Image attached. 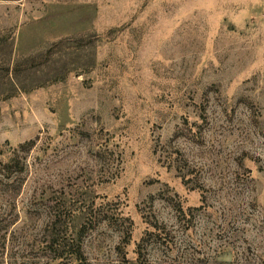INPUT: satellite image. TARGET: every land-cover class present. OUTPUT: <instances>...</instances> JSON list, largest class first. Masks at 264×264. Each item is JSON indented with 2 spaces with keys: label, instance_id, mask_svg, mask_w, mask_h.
Here are the masks:
<instances>
[{
  "label": "rangeland",
  "instance_id": "rangeland-1",
  "mask_svg": "<svg viewBox=\"0 0 264 264\" xmlns=\"http://www.w3.org/2000/svg\"><path fill=\"white\" fill-rule=\"evenodd\" d=\"M6 163L0 264H264V0H0Z\"/></svg>",
  "mask_w": 264,
  "mask_h": 264
},
{
  "label": "trees",
  "instance_id": "trees-1",
  "mask_svg": "<svg viewBox=\"0 0 264 264\" xmlns=\"http://www.w3.org/2000/svg\"><path fill=\"white\" fill-rule=\"evenodd\" d=\"M18 85V83H16ZM16 166V165H15ZM4 171H10L11 166H8V163L3 164L1 167ZM13 172H21V167L19 169H12ZM166 236H164L165 238ZM64 238V237H63ZM60 239L59 237L55 239H50L46 242L45 249L47 248L50 252L53 253L52 258L54 261H59L62 262L64 259L66 261L70 262H79L83 261L82 259L84 258L82 249H81V244L80 241L76 238H72L71 241H67L66 239ZM142 250L140 247H138L137 252V257L134 262L126 261L125 264H149L148 261L143 262L142 259L140 258L143 256Z\"/></svg>",
  "mask_w": 264,
  "mask_h": 264
}]
</instances>
